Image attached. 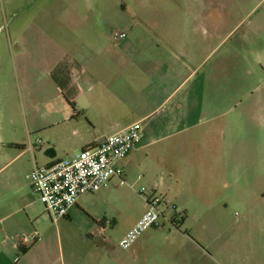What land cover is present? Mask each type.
Masks as SVG:
<instances>
[{"label":"crops","instance_id":"0c3cea01","mask_svg":"<svg viewBox=\"0 0 264 264\" xmlns=\"http://www.w3.org/2000/svg\"><path fill=\"white\" fill-rule=\"evenodd\" d=\"M40 5L39 23L49 12L53 32L0 34V264L216 263L204 237L213 228L187 226L186 199L195 195L187 185L196 181L183 173L220 165L249 184L261 163L264 181V0ZM111 15L126 35L113 44ZM135 122L141 140L119 163L126 184L113 178L80 196L51 222L62 225L49 227L27 179L33 168L68 161ZM141 185L175 211L122 259L107 234L123 223L121 239L146 212L139 197L138 213L125 214L127 193ZM69 223L95 241L64 238ZM250 245L242 264H252ZM261 251L264 264V234Z\"/></svg>","mask_w":264,"mask_h":264},{"label":"rangeland","instance_id":"374dc122","mask_svg":"<svg viewBox=\"0 0 264 264\" xmlns=\"http://www.w3.org/2000/svg\"><path fill=\"white\" fill-rule=\"evenodd\" d=\"M46 1L48 0H0V34L53 32L56 29V24L55 21L51 24L46 22L53 18V15H50L47 10L45 17L43 16L45 24L39 23L40 4ZM95 1L97 2V0ZM27 5L30 7H26ZM111 18L113 19L111 24L113 34L119 23L115 20V16L111 15ZM112 34L111 43L113 44ZM225 139L227 140V138L220 140L222 144ZM257 155L262 157V154L255 153V156ZM257 164L259 168L256 169L255 177L249 181V184L245 183L244 174L237 182L231 174V169H225L220 165L214 170L208 168L201 170L190 166L183 173L186 180L191 175V178L196 181L195 184L187 185L195 193L194 197L186 199L187 208L191 211L187 216V226L192 229L195 224H200L201 227L213 228L212 230L208 229L204 237L208 243H211L213 253L211 251L209 253L213 254L216 262L214 264H242V259L245 258L242 255V249L246 247L247 240L251 244L249 246L251 263L262 264L263 262L261 247L264 234V181L261 177V163ZM209 180H212L213 183L208 184ZM142 186H134L133 190L131 189L126 195L125 214L128 217L138 213L140 209L141 200L139 197H142L138 190H141ZM143 189L147 191V188ZM41 208L49 227H57L60 223L62 225V221L57 226L53 225L47 217L43 205ZM124 227L123 223L115 224L107 234V241L110 242V246L112 244L119 252H122V259L125 258L124 254L129 251H124L118 246ZM60 231L64 238L72 239L81 246H90L92 243L90 240L95 241L81 233L75 224L69 223ZM116 253L118 252L116 251Z\"/></svg>","mask_w":264,"mask_h":264},{"label":"built area","instance_id":"2783aa9c","mask_svg":"<svg viewBox=\"0 0 264 264\" xmlns=\"http://www.w3.org/2000/svg\"><path fill=\"white\" fill-rule=\"evenodd\" d=\"M125 38L126 35L122 32L112 34L115 41ZM142 131V122H135L105 138L98 145L81 151L68 161L34 167L27 179L51 222L55 223L65 218L80 196L98 192L111 179H118L121 185H125L124 171L119 163L140 142ZM139 193L147 205V210L119 240L118 246L124 251L129 250L146 230L158 227L161 219L165 218V211L168 209L175 211L166 197L146 193L143 188ZM180 221L181 216L175 213L172 223ZM100 234L103 235V232ZM33 238L38 240L39 234L34 232Z\"/></svg>","mask_w":264,"mask_h":264}]
</instances>
